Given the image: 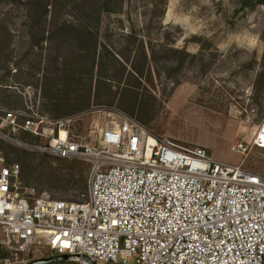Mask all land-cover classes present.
<instances>
[{"label":"rangeland","instance_id":"rangeland-1","mask_svg":"<svg viewBox=\"0 0 264 264\" xmlns=\"http://www.w3.org/2000/svg\"><path fill=\"white\" fill-rule=\"evenodd\" d=\"M49 1L55 6H49L44 22L47 29L63 21L95 23L91 17L85 20L82 0ZM88 1L95 9L107 6L105 0ZM111 7L116 11L101 15L99 49L106 44L117 56L122 51L130 59L123 62L127 70L120 78V66L112 69L114 62L102 57L108 73L113 75L112 82L100 80L98 69L92 75L90 62L79 81L59 85L63 105L85 106L64 116L71 117L72 131L94 144L102 127L120 122L127 113L138 117L157 135L203 146L219 161L240 163L244 158L245 167L264 173V148L253 147L245 157L232 149L236 142L250 140L264 119V5L252 9L243 7L242 0H123L119 4L115 0ZM26 13L24 5L0 2V116L6 109L22 108L26 98L40 111L44 103L53 107L51 103L56 100L43 97V71H34L32 64L41 62L44 68L52 56L63 62L66 57L80 55L77 45L60 43L62 37L42 47L33 45L41 33L37 28L30 31L28 23L33 20ZM132 30L138 31L148 51L149 62L142 77L130 73L133 63L137 65V58L143 56L139 50L136 53L139 41L127 47L123 35ZM194 35L203 38L196 42ZM169 46L189 53L180 67L169 69L174 63L169 60ZM151 51L156 61L151 60ZM85 55L92 58L93 54L87 51ZM110 88L116 94L110 93ZM125 89L139 92L133 102L135 113L125 110L133 104V93ZM14 135L23 138L0 121V164L19 163L26 176L22 181L27 185L29 179L27 186L34 187L38 195L80 198L84 191L80 165H87L79 159L21 146L13 141ZM27 139L41 144L50 140L45 135ZM4 239L0 228V263L13 256ZM22 256L43 259L51 252L35 248ZM39 264L68 262L40 260Z\"/></svg>","mask_w":264,"mask_h":264},{"label":"built area","instance_id":"built-area-1","mask_svg":"<svg viewBox=\"0 0 264 264\" xmlns=\"http://www.w3.org/2000/svg\"><path fill=\"white\" fill-rule=\"evenodd\" d=\"M0 121L50 138L14 135L17 144L88 166L87 191L66 200L36 194L19 163L0 164V228L13 255L0 264H264V173L244 158L219 161L127 113L94 144L72 131L71 117L53 119L28 98ZM253 147L264 148V119L232 145L244 157ZM35 248L51 256H22Z\"/></svg>","mask_w":264,"mask_h":264},{"label":"trees","instance_id":"trees-1","mask_svg":"<svg viewBox=\"0 0 264 264\" xmlns=\"http://www.w3.org/2000/svg\"><path fill=\"white\" fill-rule=\"evenodd\" d=\"M2 1H9L12 2L13 5H24L26 8V15L29 18V20H33V23H28L30 31L34 30L35 28L38 29V32L41 33L40 36H38L33 43V45H39L43 46V43H52L55 39L62 37L63 40L59 41L60 43H71V45H77V47L80 48V55L75 57H66L63 62H59V57L52 56L51 60L48 61L44 66H41V62H38L37 64H32V69L36 72L43 71L41 75V81H42V87H43V97L48 98L49 100H56L57 103H51L53 107H50L49 105H46L44 103L43 110L41 112L49 115L53 119L58 118H64L65 115H68L70 113H73L75 111L82 110L85 108V106H80L79 103H74L72 106L63 105L60 101L63 100V96L60 94L59 85L64 82L69 84L71 81H79L80 77L83 76L84 70L87 69V66L90 62H92V66L90 67V71L93 75L94 71L98 69L99 72V79L100 80H110L112 82V76L108 73L109 68H106L104 63L102 62V57L109 58L110 62H114V65H111L112 69L116 68L117 65L120 66V74L121 77L125 74L127 70V66L123 63L124 61H129V57L126 56L122 51L117 52L118 56L116 55V52L114 50H111V48L103 44V49H99L100 44V37H101V15L103 12H115L116 9H112V4L115 0H105V6H98L95 8H92L90 6L91 3H89L88 0H82L81 4L84 6V12H85V20H88L90 17L94 19L95 23H71V22H57L54 23L53 26L47 29V25L45 26V21H47V16L49 13V6L54 7L55 4L51 3L49 0H0ZM117 4H119L123 0H116ZM243 7H249L254 9L257 5H264V0H242ZM110 6V7H108ZM32 36L34 37L35 34L32 33ZM127 39V47L135 45L139 41V47L137 48V54L138 50L143 53V56H140L137 58V61L139 62L137 65L136 63L131 66L132 72H130L134 77V73L138 76H143L145 67H147V63L149 62L148 59V51H145L144 41L139 35L138 31L132 30L129 33H126V35H123ZM140 36V37H139ZM194 40L196 42H200L202 40V36H196L194 35ZM87 51L91 52L92 58L85 54H87ZM126 51H128L126 49ZM132 51V50H129ZM82 52H84L82 54ZM151 60L156 61L155 52L151 51ZM103 53V54H102ZM105 53L108 54L107 57L105 56ZM110 55V56H109ZM189 56V53L184 48H176V47H170L169 46V60H173L174 63L171 65V68L173 67H180L183 62L187 59ZM121 59H120V58ZM264 60V56H263ZM3 85L0 83V88ZM1 90V89H0ZM129 92L133 93L132 103L137 101V97L139 95L138 91H134L133 89H125ZM110 93H115L110 88ZM68 92V90H67ZM91 91H89L88 94H90ZM116 94V93H115ZM6 98V95H4ZM70 97H67L69 99ZM58 110V111H57ZM128 112L135 113L136 111V105L133 103L131 107L125 108ZM57 111V112H56ZM133 116V115H132ZM138 118V117H136ZM139 119V118H138ZM140 120V119H139ZM141 121V120H140ZM142 122V121H141ZM145 124L144 122H142ZM146 125V124H145ZM147 126V125H146ZM23 135V138H26L29 136V134L21 133ZM38 138V137H33ZM25 139V140H26ZM80 169L84 173V176H82L84 182V192L87 191V175H88V166L80 165ZM21 177H26L24 174L21 173ZM27 180V185H30V180Z\"/></svg>","mask_w":264,"mask_h":264}]
</instances>
